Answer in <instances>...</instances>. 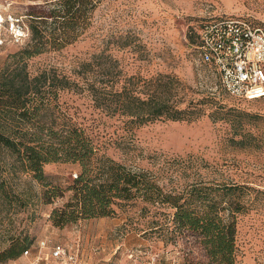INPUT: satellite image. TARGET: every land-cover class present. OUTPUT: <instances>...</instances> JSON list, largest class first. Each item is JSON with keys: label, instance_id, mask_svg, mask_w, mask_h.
<instances>
[{"label": "rangeland", "instance_id": "rangeland-1", "mask_svg": "<svg viewBox=\"0 0 264 264\" xmlns=\"http://www.w3.org/2000/svg\"><path fill=\"white\" fill-rule=\"evenodd\" d=\"M53 0H0V10L37 14ZM242 16L264 26V0H104L91 14L89 24L71 43L48 49L27 59L36 73L55 68L71 75L78 65L102 50L118 60L127 75L144 79L158 73L174 75L185 99L213 94L224 117L213 121L210 109L194 121L158 119L141 126L125 123L93 107L90 98L69 90L58 93V104L81 126L100 151L133 169L161 176L164 184L179 186L195 178L218 184H238L246 191L248 208L236 215L234 264H264V98L239 101L220 86L215 70L201 62L196 30L208 18ZM0 48V61L29 41ZM128 41L130 45L122 46ZM143 81H140L142 83ZM43 172L53 183L67 186L76 166L47 163ZM39 196L41 184L22 177ZM34 199L17 213L0 214V264H216L200 243L174 236L165 224L168 208L155 210L141 201H120L109 216L82 219L63 227L49 219L53 208ZM145 207V208H143ZM28 234L32 243H9V235ZM43 242V243H42ZM28 244L17 257H10ZM63 251L53 255V247Z\"/></svg>", "mask_w": 264, "mask_h": 264}, {"label": "trees", "instance_id": "trees-1", "mask_svg": "<svg viewBox=\"0 0 264 264\" xmlns=\"http://www.w3.org/2000/svg\"><path fill=\"white\" fill-rule=\"evenodd\" d=\"M103 1L45 2L43 10L27 14L29 41L0 61V214L17 213L34 199L50 204L69 191L65 202L49 216L54 226L63 227L109 216L120 201H141L155 210H171L165 224L174 236L200 243L209 257L218 258L216 264H234L236 215L249 206L245 191L249 187L202 178L169 187L160 175L127 167L101 152L58 104L60 91L85 93L94 108L141 126L158 119L194 121L206 109L211 110L208 116L213 121L220 120L225 112L215 95L185 99L178 93L181 82L174 75L158 73L148 79L127 75L118 60L103 50L81 62L71 75L55 68L36 73L27 68L30 57L75 40ZM128 45V41L122 44ZM47 163L74 165L79 172L62 186L44 174ZM23 176L42 185L39 196L30 185L20 186L22 180L29 183ZM21 232L9 235V243H32ZM27 245L10 257L19 256Z\"/></svg>", "mask_w": 264, "mask_h": 264}, {"label": "built area", "instance_id": "built-area-1", "mask_svg": "<svg viewBox=\"0 0 264 264\" xmlns=\"http://www.w3.org/2000/svg\"><path fill=\"white\" fill-rule=\"evenodd\" d=\"M24 19L0 10V48L27 38ZM196 34L199 59L215 70L229 96L248 102L264 98V26L242 16L220 15L202 21ZM62 251L59 245L53 247L54 256Z\"/></svg>", "mask_w": 264, "mask_h": 264}]
</instances>
